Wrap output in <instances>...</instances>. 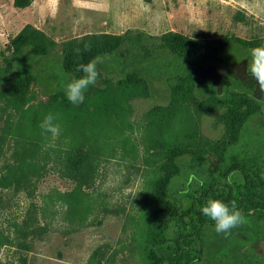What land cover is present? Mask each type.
<instances>
[{"label":"rangeland","instance_id":"obj_1","mask_svg":"<svg viewBox=\"0 0 264 264\" xmlns=\"http://www.w3.org/2000/svg\"><path fill=\"white\" fill-rule=\"evenodd\" d=\"M82 7L72 0H28L22 7L0 0V90L31 75L23 104L0 102V264H152V211L170 149H181L176 159L183 166L174 191L188 172L206 176L226 152H264V96L258 95L263 112L246 123L241 142L225 125L224 107L201 110L198 103L230 90L257 97V83L249 87L229 74L218 86L205 68L182 100L172 94L180 84L171 52L153 47L142 59L133 43L112 49L121 35L139 31L154 38H264V0H147V8L126 1L109 15ZM229 49L227 62L238 54L247 69L251 52ZM94 51L105 52L84 101L57 99L75 79L64 68L69 55L81 63ZM138 67L149 78L148 97L142 86L119 82ZM174 97L178 109L151 112ZM48 114L60 128L56 137L40 127ZM244 216L227 236L205 227L198 264H264V219Z\"/></svg>","mask_w":264,"mask_h":264},{"label":"trees","instance_id":"obj_2","mask_svg":"<svg viewBox=\"0 0 264 264\" xmlns=\"http://www.w3.org/2000/svg\"><path fill=\"white\" fill-rule=\"evenodd\" d=\"M16 4L20 7L26 6L28 0H16ZM125 43L140 47L137 54H140L142 59H149L155 53L153 47H161L171 52L179 64L174 74L180 84L174 87L172 94H179L182 100H187L193 93L197 71L203 73L205 68L210 69L218 86L223 84L229 74L249 87L255 83L258 85L254 78L245 75L247 69L238 63L239 55H236L235 63H228L224 51L229 47V51L234 55L251 52L254 47L264 44V38L246 40L233 36L208 40L191 39L179 33H167L164 37L154 38L145 31H139L136 34L126 32L121 35L112 49H117ZM104 52L94 51L84 57L81 63H77L75 55L70 54L64 68L73 74L74 78H78L82 73L76 71L77 66L98 58ZM117 56L122 59L120 53ZM3 69H0V73ZM145 73L143 68L138 67L127 73L119 82L123 86H142L146 92L144 97H148L150 82L148 76H144ZM30 84L31 75L28 72L12 80L0 90V102L23 104ZM259 94V90L256 92L257 97L230 90L198 103L201 110L224 107L225 125L235 135V141L241 142L246 123L254 115L263 112ZM56 97L67 100L62 90ZM172 102L171 106L159 104L150 110L158 113L164 109H178L176 97ZM247 149L244 147L242 150L246 156L241 157L240 153H237V158H231L233 151L228 155L226 152L225 158L211 163L212 167L208 169L206 176L201 177L195 171L188 172L183 184L176 191L172 190V185L183 169L176 159L181 149H170L169 159L162 165L163 174L155 192L156 205L152 211L155 223L150 232L149 254L152 264H193V261L198 264L201 261L205 227L214 225V222L200 211L209 198L221 199L226 203L235 200L244 215L254 214L264 219V152L252 146ZM188 152L195 156L198 154V151L193 150L185 153ZM256 242L259 243L260 238Z\"/></svg>","mask_w":264,"mask_h":264},{"label":"clouds","instance_id":"obj_3","mask_svg":"<svg viewBox=\"0 0 264 264\" xmlns=\"http://www.w3.org/2000/svg\"><path fill=\"white\" fill-rule=\"evenodd\" d=\"M89 46H85L86 50ZM76 54H80V49H76ZM98 58L90 60L86 64H79L76 71L82 73L78 78L72 79L65 87L67 100L72 104L82 103L85 99V90L94 85L99 76L97 70ZM246 76H251L258 82V90L264 96V44L254 47L251 50V58L248 60ZM255 90V89H254ZM55 117L52 114L45 116L40 127L53 137L60 133V128L54 123ZM202 215L214 222L217 233L226 236L231 230L246 222L243 212L238 208L237 202L232 200L228 203L221 199L209 198L200 209ZM196 264V261H193Z\"/></svg>","mask_w":264,"mask_h":264},{"label":"crops","instance_id":"obj_4","mask_svg":"<svg viewBox=\"0 0 264 264\" xmlns=\"http://www.w3.org/2000/svg\"><path fill=\"white\" fill-rule=\"evenodd\" d=\"M126 1H131L136 5L140 4L144 8H147V0H72V4L78 5L81 9H84V7L82 6H92L99 10H102L103 14L109 15L110 13L115 12V9H114L115 4H118L121 2L125 3ZM150 1L153 2V0H150ZM113 21L111 22L112 26H113Z\"/></svg>","mask_w":264,"mask_h":264},{"label":"water","instance_id":"obj_5","mask_svg":"<svg viewBox=\"0 0 264 264\" xmlns=\"http://www.w3.org/2000/svg\"><path fill=\"white\" fill-rule=\"evenodd\" d=\"M261 245H262V247L264 249V240L261 241Z\"/></svg>","mask_w":264,"mask_h":264}]
</instances>
